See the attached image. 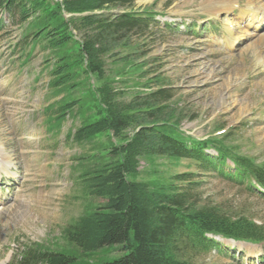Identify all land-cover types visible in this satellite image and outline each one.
Instances as JSON below:
<instances>
[{"label":"trees","instance_id":"obj_1","mask_svg":"<svg viewBox=\"0 0 264 264\" xmlns=\"http://www.w3.org/2000/svg\"><path fill=\"white\" fill-rule=\"evenodd\" d=\"M134 2L0 0V31L8 23L20 27L19 46L25 60L37 45L55 58L48 85L57 99L49 122L61 125L67 116L78 114L84 118L68 139L82 144L102 133L109 139L102 150L79 158L78 192L87 203L63 228L64 244L53 249L25 242L9 264H95L91 259L95 253L111 250L121 254L114 260L100 258L98 264H193V254L218 246L207 234L264 241L263 224L197 204L193 189L199 182H192L197 173L153 170V177H140L144 159L153 164L157 157L176 163L187 159L205 172L216 171L251 191H264V161L241 153L224 137L200 139L180 130L181 120L166 104L172 94L160 85L158 74L151 78L156 89H150V81L146 92L142 89L129 100L124 98L125 89L117 86L129 75H124V68L139 69L141 76L149 70L133 60L136 52L123 54L117 49L134 45L133 38L146 37L152 26L160 25L156 12L136 9ZM118 7L123 10L111 11ZM172 26L165 24L167 31L174 30ZM109 61L113 68L108 67ZM79 70L93 80L91 114L78 94ZM119 74L123 76L118 78Z\"/></svg>","mask_w":264,"mask_h":264},{"label":"rangeland","instance_id":"obj_2","mask_svg":"<svg viewBox=\"0 0 264 264\" xmlns=\"http://www.w3.org/2000/svg\"><path fill=\"white\" fill-rule=\"evenodd\" d=\"M201 1L135 0L136 9L148 7L156 12L160 25L152 26L146 37L133 38L134 45L117 49L123 54L136 52L133 60L149 70L141 76L139 69L126 66L124 75H129L117 86L125 89L124 98L129 100L142 89L146 92L150 81V89H156L158 85L151 78L158 74L160 85L170 89L172 98L166 104L181 120L180 130L185 135L224 137L241 153L264 161V59H257L255 54L262 45L251 34H264V17L255 29L245 25L240 5L228 14L214 16ZM226 18L231 19L234 31L238 29L236 21L242 24L239 29L249 31L233 48L228 42ZM166 23L175 29L167 31ZM19 38L20 27L8 23L0 31V264H8L13 253L28 241L53 249L64 244L63 228L87 203L78 192L79 158L97 153L109 141L106 133L82 144L68 139L82 123L84 116L78 114L67 116L61 125L49 122L53 118L50 108L56 106L57 99L48 85L55 58L37 45L31 58L25 60ZM108 67L114 64L109 61ZM78 72V94L84 98V110L91 114L93 80ZM6 157L12 162L9 172L3 169ZM155 159V164L141 161V178L153 177V170L174 175L197 173L192 182H199L193 189L198 205L219 207L231 216L243 215L264 225V196L260 192L216 171L191 166L187 159L177 163L164 157ZM208 237L217 240L220 248L193 254V264H264V242ZM120 254L97 252L91 259L98 264L100 258L114 260Z\"/></svg>","mask_w":264,"mask_h":264},{"label":"bare ground","instance_id":"obj_3","mask_svg":"<svg viewBox=\"0 0 264 264\" xmlns=\"http://www.w3.org/2000/svg\"><path fill=\"white\" fill-rule=\"evenodd\" d=\"M201 2L207 8L208 13H210L214 16H218V15L223 14V13L228 14L234 10L235 5H240V7H241L240 8V10H241L240 15H241V17L246 19L245 25H247L248 27H255V29H259L261 22H263L262 19L264 17V0H202ZM242 23H244V22H242ZM231 24H232V21L230 18H228L225 26L228 29V42L230 43L229 46H230V48H233V46L235 45V42L238 41L240 38L241 39L245 38L246 37L245 35L249 31L247 29H244V28L239 29V27L242 25L239 21H236L235 28H238V29L235 31L233 29L234 27L232 28L233 30L230 28ZM251 34H252V36H254V38L258 37L259 41L262 45L255 54L257 59L258 60H261L262 58L264 59V43H263L264 42V34H259V33H251ZM253 49L254 48L252 47L251 50H253ZM6 160H7V162H6L7 165H4L3 169L6 172H9V165L12 162L7 157H6ZM4 264H7V263H4Z\"/></svg>","mask_w":264,"mask_h":264}]
</instances>
